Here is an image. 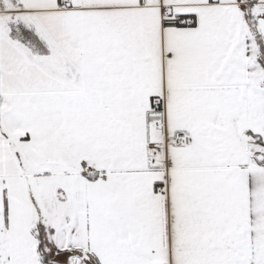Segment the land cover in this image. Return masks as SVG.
<instances>
[{
    "label": "snow or ice",
    "instance_id": "1",
    "mask_svg": "<svg viewBox=\"0 0 264 264\" xmlns=\"http://www.w3.org/2000/svg\"><path fill=\"white\" fill-rule=\"evenodd\" d=\"M0 264H264V0H0Z\"/></svg>",
    "mask_w": 264,
    "mask_h": 264
}]
</instances>
